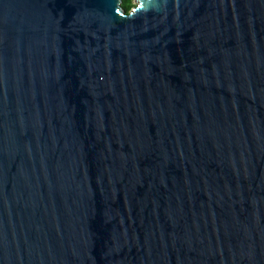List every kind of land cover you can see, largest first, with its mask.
I'll use <instances>...</instances> for the list:
<instances>
[{
    "label": "water",
    "instance_id": "water-1",
    "mask_svg": "<svg viewBox=\"0 0 264 264\" xmlns=\"http://www.w3.org/2000/svg\"><path fill=\"white\" fill-rule=\"evenodd\" d=\"M0 0V264H264V0Z\"/></svg>",
    "mask_w": 264,
    "mask_h": 264
},
{
    "label": "trees",
    "instance_id": "trees-1",
    "mask_svg": "<svg viewBox=\"0 0 264 264\" xmlns=\"http://www.w3.org/2000/svg\"><path fill=\"white\" fill-rule=\"evenodd\" d=\"M122 5L124 6V8H126V10H130L131 7L134 5V1L133 0H122Z\"/></svg>",
    "mask_w": 264,
    "mask_h": 264
},
{
    "label": "rangeland",
    "instance_id": "rangeland-1",
    "mask_svg": "<svg viewBox=\"0 0 264 264\" xmlns=\"http://www.w3.org/2000/svg\"><path fill=\"white\" fill-rule=\"evenodd\" d=\"M134 1V3H136L137 1L136 0H133Z\"/></svg>",
    "mask_w": 264,
    "mask_h": 264
}]
</instances>
